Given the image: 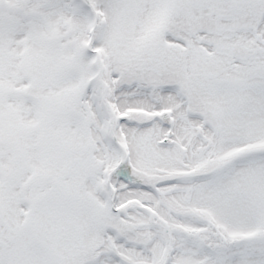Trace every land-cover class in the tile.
<instances>
[{"label": "snow or ice", "instance_id": "6c2138e0", "mask_svg": "<svg viewBox=\"0 0 264 264\" xmlns=\"http://www.w3.org/2000/svg\"><path fill=\"white\" fill-rule=\"evenodd\" d=\"M0 264H264V0H0Z\"/></svg>", "mask_w": 264, "mask_h": 264}]
</instances>
